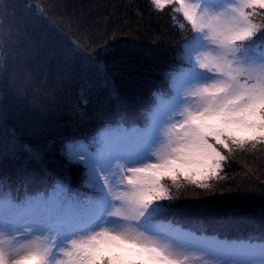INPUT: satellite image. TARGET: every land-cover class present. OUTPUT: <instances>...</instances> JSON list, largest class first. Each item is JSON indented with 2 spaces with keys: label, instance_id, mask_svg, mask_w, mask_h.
Listing matches in <instances>:
<instances>
[{
  "label": "snow or ice",
  "instance_id": "6c2138e0",
  "mask_svg": "<svg viewBox=\"0 0 264 264\" xmlns=\"http://www.w3.org/2000/svg\"><path fill=\"white\" fill-rule=\"evenodd\" d=\"M136 7L138 18L170 21L179 39L165 45L159 81L137 79L124 93L117 79L144 57L120 39L131 34L128 20L89 21L52 0H0V162L23 154L44 185L21 192L0 176V264H264V181L217 183L237 153L264 148V0ZM52 61L65 84L73 68L84 70L112 113L58 146L35 142L60 127L59 115L32 98ZM142 84L147 95L138 94ZM76 111L79 123L90 119ZM182 185L226 193L223 210L255 213L259 232L222 238L219 218L176 219L173 189Z\"/></svg>",
  "mask_w": 264,
  "mask_h": 264
},
{
  "label": "trees",
  "instance_id": "16d2710c",
  "mask_svg": "<svg viewBox=\"0 0 264 264\" xmlns=\"http://www.w3.org/2000/svg\"><path fill=\"white\" fill-rule=\"evenodd\" d=\"M21 1L23 3L30 2V0ZM52 2L68 5V11L75 9L77 14L83 13L89 21L111 14L114 18H121L116 20V23H121L122 20L130 22L131 34L121 36L120 39L134 40L143 50L144 57L134 59L130 67L124 70V76L117 79V85L124 93L135 87L133 82L137 79L150 81L149 83H152L154 78L157 79L159 69L170 58V50L166 49L165 45L177 40V31L170 28L167 20H157L154 16L149 17L147 14L142 19L137 17L138 9L136 6L140 5L142 7L144 0H52ZM137 28L139 29L138 31L136 30ZM128 31L129 29H125L126 33ZM161 33L165 34L163 43L157 40V37ZM50 63L53 64L51 66L53 68L49 72V78L47 79L54 93L49 96L45 94L46 99L36 100L59 115L60 119L58 123L60 127L49 135L46 140H37L35 142L40 144L46 143L47 140H52L58 146L61 140L68 138L70 131H74L72 137H79L78 135L81 132L84 133L83 129L86 132V129L89 127L85 128V126L89 124L94 116L111 113L109 111L110 100L106 94V90L101 85L96 84L84 70L79 69L76 72L72 70L71 84H65L62 81L63 69L57 67L55 61ZM59 76H61V80H59ZM45 89L48 88L45 86ZM137 91L141 95L146 93L143 86ZM85 101L87 102L86 106ZM77 109L85 111L90 117L86 123L78 122ZM24 159V155L21 154V158L15 162H0V170L9 175L11 179L20 177L26 180V182H29V178L38 177L42 174L38 166L31 163L25 164ZM28 176L29 178L27 179L26 177ZM221 176L224 177L223 180L219 181L221 184H230L232 186L250 184L258 186L260 181H264V148H260L249 154L245 153L241 157L234 156L231 166H225ZM218 193L221 192H216L215 194L217 195ZM215 194L214 196H216ZM218 195L222 197L226 193ZM214 196L213 198H215ZM220 198L215 200H218L220 203ZM219 203L209 208L207 206L205 209L203 208L202 211L204 210L208 214V217L205 216L206 218L202 217L200 219H197L199 216L196 217L197 209L185 208V210H181L180 208L183 207L174 206L180 210L175 218L179 220L193 219L192 221H195L197 224H207L214 217L219 218L224 222V227L221 228L222 232L242 235V237L259 232L261 223L255 213L251 211L229 213L224 211L221 203Z\"/></svg>",
  "mask_w": 264,
  "mask_h": 264
},
{
  "label": "rangeland",
  "instance_id": "374dc122",
  "mask_svg": "<svg viewBox=\"0 0 264 264\" xmlns=\"http://www.w3.org/2000/svg\"><path fill=\"white\" fill-rule=\"evenodd\" d=\"M17 2L23 3V1H21V0H17ZM52 65L53 64H51V66ZM52 68L53 67H51V69ZM48 75H49V73H48ZM42 78H43V73H41L39 76H37L36 81L33 85L34 88L39 89L38 92H36L34 95H32V98H34V99L43 100L46 97L45 94H47V96H49V95H53L52 93H54V91L51 90L48 79H47L46 84L40 83ZM59 80H61V76H59ZM45 86L48 89H45ZM50 101L52 102V100H50ZM249 153H251V152H249ZM249 153H247V154H249ZM244 155H245V153H237L235 155V157H239V156L241 157ZM217 183H219V182H217ZM214 194L215 193L205 192V191H203V190H201V189H199L193 185H182L178 190L173 189V195L177 199V200H175L174 206L183 207V208H180L181 210H185V208L197 209L198 212H196V217L199 216L197 219H200L202 217L206 218V217H208V214H206L204 210L202 211V209L203 208L205 209L206 206L209 208L212 205L214 206V205H217V203H219L218 200H215V199H219L221 196L218 194H221V193H218L217 195L215 194L216 196H214ZM213 196L215 198H213ZM187 220H193V219L187 218Z\"/></svg>",
  "mask_w": 264,
  "mask_h": 264
},
{
  "label": "bare ground",
  "instance_id": "6f19581e",
  "mask_svg": "<svg viewBox=\"0 0 264 264\" xmlns=\"http://www.w3.org/2000/svg\"><path fill=\"white\" fill-rule=\"evenodd\" d=\"M72 70H73L74 72H76L77 70H79V68H73ZM72 70H71V71H72ZM94 110H95V109H94ZM64 120L68 121L67 119H64ZM73 134H74V131H70V133H69L68 135L71 137V136H73ZM75 135H76V134H75Z\"/></svg>",
  "mask_w": 264,
  "mask_h": 264
}]
</instances>
